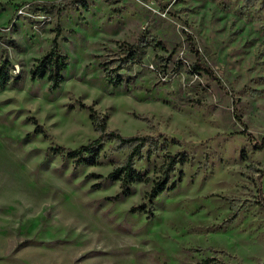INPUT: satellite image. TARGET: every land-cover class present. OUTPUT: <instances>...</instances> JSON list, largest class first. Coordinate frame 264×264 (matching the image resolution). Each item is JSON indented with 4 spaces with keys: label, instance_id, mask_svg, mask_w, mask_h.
Listing matches in <instances>:
<instances>
[{
    "label": "rangeland",
    "instance_id": "1",
    "mask_svg": "<svg viewBox=\"0 0 264 264\" xmlns=\"http://www.w3.org/2000/svg\"><path fill=\"white\" fill-rule=\"evenodd\" d=\"M85 2L0 0V58L21 76L0 88V264H264V147L241 133L264 136V0ZM57 25L69 61L50 90L30 68ZM141 36L147 53L114 87L100 60ZM190 43L219 81L192 69ZM158 55L171 58L166 71ZM102 124L157 141L136 157L143 179L129 193L109 177L129 148L105 139L96 163L80 165L55 152ZM177 151L189 159L175 187L150 201ZM260 186L264 196V175Z\"/></svg>",
    "mask_w": 264,
    "mask_h": 264
},
{
    "label": "trees",
    "instance_id": "2",
    "mask_svg": "<svg viewBox=\"0 0 264 264\" xmlns=\"http://www.w3.org/2000/svg\"><path fill=\"white\" fill-rule=\"evenodd\" d=\"M79 2L82 6L86 5L85 0H75ZM56 5H46L42 4L44 10L52 11ZM61 35V26L57 25L56 34L53 37L51 46L48 51L44 53L41 57L36 59V62L30 68V78L31 80H40L43 78L48 79V86L50 90L57 89L62 81L64 80L62 72L68 67V55L60 51L58 38ZM153 41V40H152ZM155 41V40H154ZM153 41V43H154ZM192 43V42H191ZM190 43V49L194 52L195 61L192 64V69L196 72H202L210 76L211 78L219 81L213 68L208 64V62L203 58L202 53L199 48L195 47L194 44ZM151 41H147L144 36L139 37L133 43H127L122 52L114 54V56H109L107 59L100 60L99 66L103 68L106 76L109 77L110 82L114 87H119L124 79L120 74L122 69H131L133 63L141 62L145 54L147 53V48L150 46ZM156 46L163 44L161 41H156ZM100 58V56H98ZM157 58L162 61V68L166 71L169 67L170 59L163 55H158ZM158 61V60H157ZM181 64L182 61L178 59ZM14 65L9 59L8 55L0 58V88L10 84L17 83L21 80L20 75H15L12 72ZM81 107H88L84 103H80ZM101 133L98 138L83 144L77 148H64L58 146L55 149L56 153L67 156L74 160L77 164L90 163L94 164L100 154L103 147V141L113 140L118 145V147L129 148V152L124 160V162L115 167L110 173L109 177L115 180H120V186L124 193H129L130 183L134 181H141L143 175L135 169L136 157L142 154L143 149L146 146L157 145V141L149 135H123L118 130H105V125L101 126ZM36 131H40L46 134V130L41 126L36 127ZM241 133L244 134L250 141L255 144V147L260 149L264 147V136L259 140L253 133L248 131L245 126ZM188 156L184 151H177L174 154L169 155L167 162L164 164L163 176L157 180L152 186L149 192V200L152 201L164 190L175 187V182L168 185L170 180V175L172 171L175 170L177 164H183L188 161ZM264 175V167L259 171L257 176L258 189H257V202L264 206V196L261 190L260 181ZM143 207V206H142Z\"/></svg>",
    "mask_w": 264,
    "mask_h": 264
}]
</instances>
